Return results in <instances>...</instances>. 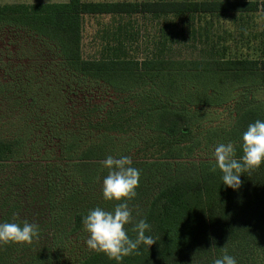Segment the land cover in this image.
<instances>
[{
	"label": "trees",
	"instance_id": "16d2710c",
	"mask_svg": "<svg viewBox=\"0 0 264 264\" xmlns=\"http://www.w3.org/2000/svg\"><path fill=\"white\" fill-rule=\"evenodd\" d=\"M261 12L264 0L0 4V30L45 39L64 68L54 82L26 63L0 77L20 113L0 119V264H264V50L139 58L127 45L133 16L163 21L165 45ZM87 16L112 23L89 58Z\"/></svg>",
	"mask_w": 264,
	"mask_h": 264
},
{
	"label": "rangeland",
	"instance_id": "374dc122",
	"mask_svg": "<svg viewBox=\"0 0 264 264\" xmlns=\"http://www.w3.org/2000/svg\"><path fill=\"white\" fill-rule=\"evenodd\" d=\"M109 18L106 16H87L84 20L83 56L85 58L97 56L101 45L105 40L107 41V38L104 39L103 36L107 32L108 27L112 25ZM129 21H132L131 38H129V42L127 43L129 55L139 58L151 56L156 50H160L161 47L167 56L174 58H199L201 55L212 52L210 47L213 43L216 44V47L223 44H218L221 41H226L225 43L230 47L229 52L231 54L237 52L248 56H258L261 50H264V13L262 12L246 16L222 17L216 22L214 29H203L197 36L191 37L186 35L185 39L179 41L176 39L178 37H175L171 40L173 43L170 41L169 36L165 45L161 43L163 40V33L161 32L163 21L153 19L150 16H133ZM197 24H202V27L205 25L204 21ZM168 29L170 33L173 27L169 26ZM10 30H0L1 58L4 60V63H12L10 65H1L0 77L4 75V72L14 71L13 67L17 63H26L28 66L22 70L37 71L40 76H48L54 82L55 77L64 71V68L59 65L61 57L58 50L51 43L46 42L45 39L38 38L23 29L10 28ZM207 33L208 36L206 35ZM30 61L35 62L37 65L32 64V67L31 65L29 66ZM108 97H111V95H106V98ZM9 103L10 101L6 97L5 91H1L0 119L5 122H14L16 120L14 118L20 113L17 109L11 108ZM69 109V117L71 118V122L74 123L79 119L77 104H71ZM207 154V152H203V155ZM93 239L96 242V238L93 237ZM93 242L92 239L89 238L88 241L87 238L84 241H79V243L74 241V244L78 249L82 244L86 246L87 243Z\"/></svg>",
	"mask_w": 264,
	"mask_h": 264
},
{
	"label": "crops",
	"instance_id": "0c3cea01",
	"mask_svg": "<svg viewBox=\"0 0 264 264\" xmlns=\"http://www.w3.org/2000/svg\"><path fill=\"white\" fill-rule=\"evenodd\" d=\"M69 0H0V4L6 3H47V2H67ZM83 1H96V2H103V1H130V0H83Z\"/></svg>",
	"mask_w": 264,
	"mask_h": 264
}]
</instances>
